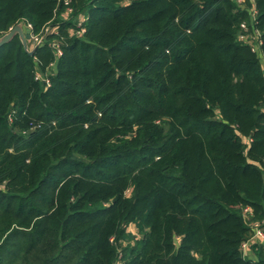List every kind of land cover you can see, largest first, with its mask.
<instances>
[{
  "label": "trees",
  "instance_id": "obj_1",
  "mask_svg": "<svg viewBox=\"0 0 264 264\" xmlns=\"http://www.w3.org/2000/svg\"><path fill=\"white\" fill-rule=\"evenodd\" d=\"M65 1L0 0L53 28L0 47L1 264H264V0Z\"/></svg>",
  "mask_w": 264,
  "mask_h": 264
},
{
  "label": "built area",
  "instance_id": "obj_2",
  "mask_svg": "<svg viewBox=\"0 0 264 264\" xmlns=\"http://www.w3.org/2000/svg\"><path fill=\"white\" fill-rule=\"evenodd\" d=\"M238 1L243 2L245 0H238ZM251 1H253V0H251ZM69 2H70V0L65 1L66 4H68ZM71 11H72V9L70 7H68L66 9L65 13H67L69 15L71 13ZM252 18H253V20H255L256 11H252ZM83 19H84V16H81L79 18V21H80L79 25H81L80 30H77V33L79 35H81L84 32V27L82 26ZM22 24H23L25 30L26 29L30 30V38L28 39V43H29L30 48L41 44L44 41L45 34L48 32H51L53 29L49 25L43 29V32L34 33L32 30L33 27H32L31 23H27V24L22 23ZM241 26H242L243 30H245V32L240 35L241 39L251 43L253 48L256 51L260 52L261 44H262L260 31L258 29H255L254 33L252 35H250V34L246 33V30H247L246 23H242ZM51 45H52V48L54 49V52H55L57 57L63 54V50H62V48L58 42H52ZM52 67H54V63H51V69H52ZM36 79L41 80L47 86L50 85V78H49L48 72H46V73L37 72L36 73ZM248 211H249V209L245 208V212L247 213ZM251 225H252L253 230H254L253 235L251 237H249L248 239L244 240L241 244V249L245 255H247V251L255 243L264 244V224L257 221V222H252Z\"/></svg>",
  "mask_w": 264,
  "mask_h": 264
},
{
  "label": "water",
  "instance_id": "obj_3",
  "mask_svg": "<svg viewBox=\"0 0 264 264\" xmlns=\"http://www.w3.org/2000/svg\"><path fill=\"white\" fill-rule=\"evenodd\" d=\"M16 35L20 36L25 50L29 54H33L37 45L30 48L29 43H28V39L30 38V30L29 29L25 30L22 23L15 24L7 32H5L3 35L0 36V47H2L5 43L9 42Z\"/></svg>",
  "mask_w": 264,
  "mask_h": 264
},
{
  "label": "crops",
  "instance_id": "obj_4",
  "mask_svg": "<svg viewBox=\"0 0 264 264\" xmlns=\"http://www.w3.org/2000/svg\"><path fill=\"white\" fill-rule=\"evenodd\" d=\"M262 57V62H263V67H264V55L262 54L261 55ZM260 247H263L264 248V244L262 243H255L254 245H252L250 247V249L247 251V254L252 257V258H256L257 256V253H256V249L260 248Z\"/></svg>",
  "mask_w": 264,
  "mask_h": 264
},
{
  "label": "rangeland",
  "instance_id": "obj_5",
  "mask_svg": "<svg viewBox=\"0 0 264 264\" xmlns=\"http://www.w3.org/2000/svg\"><path fill=\"white\" fill-rule=\"evenodd\" d=\"M63 15V17H68V14L67 13H63L62 14ZM52 27V26H51ZM71 32H73V30H71ZM129 229L131 230V231H133V233H134V235L136 236V237H139V232H138V230H137V228H136V226L135 225H131L130 227H129ZM125 243H127V242H125Z\"/></svg>",
  "mask_w": 264,
  "mask_h": 264
}]
</instances>
